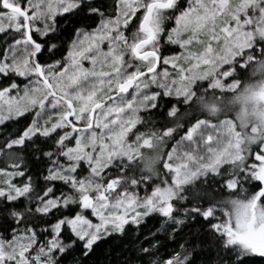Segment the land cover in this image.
<instances>
[{"label": "snow or ice", "instance_id": "obj_1", "mask_svg": "<svg viewBox=\"0 0 264 264\" xmlns=\"http://www.w3.org/2000/svg\"><path fill=\"white\" fill-rule=\"evenodd\" d=\"M0 264H264V0H0Z\"/></svg>", "mask_w": 264, "mask_h": 264}]
</instances>
